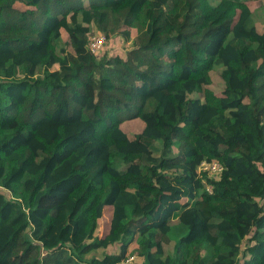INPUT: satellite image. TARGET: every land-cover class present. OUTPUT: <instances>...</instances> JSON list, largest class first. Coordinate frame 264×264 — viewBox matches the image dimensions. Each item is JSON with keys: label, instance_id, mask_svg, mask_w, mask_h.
<instances>
[{"label": "trees", "instance_id": "trees-1", "mask_svg": "<svg viewBox=\"0 0 264 264\" xmlns=\"http://www.w3.org/2000/svg\"><path fill=\"white\" fill-rule=\"evenodd\" d=\"M134 252L264 264V28L243 0H0V264Z\"/></svg>", "mask_w": 264, "mask_h": 264}, {"label": "rangeland", "instance_id": "rangeland-1", "mask_svg": "<svg viewBox=\"0 0 264 264\" xmlns=\"http://www.w3.org/2000/svg\"><path fill=\"white\" fill-rule=\"evenodd\" d=\"M83 1H84V4L87 5V0H83ZM210 1L215 2L216 0H210ZM243 1L249 6L253 22L255 26H257L258 30L261 31L264 28V0H243ZM16 6L18 8H23L22 4H16ZM61 33H62L61 35L62 40H67L66 34L64 32H61ZM88 34H89V40H90L92 37H96L97 35H99L100 32L97 31L94 26L90 25V32ZM133 36H134V32L132 31V34L129 40H124V39H120L117 37H115L113 40L107 39L106 44L103 46L102 50L98 54L100 55L101 53L105 51L110 54V53H113V51H117V50L119 52H126L127 50L131 48ZM66 47L69 50L72 49L69 44H66ZM210 79H211V82L208 86L214 92L218 94L221 93L224 88V82L220 76V69L218 67H215L212 70H210ZM142 125H143L142 122L138 118H133L129 121H123L121 123V127L132 135L140 131L142 128ZM104 213H105L104 216L101 219H99V226H100L99 234H103L106 231L105 224L107 223V220L109 218V209H105ZM174 241L175 240L173 239V237H171L168 243H165L164 248L169 253L173 252ZM246 242L244 243V245H242L241 247L242 249H245V247L249 244ZM116 246L117 245L110 246L108 250L106 251L107 252L115 251ZM134 247H136V245L133 242L128 246V250L131 251ZM133 254H135L134 262H136L137 260H139V258L136 255L137 253L134 252ZM241 262H242V258H241Z\"/></svg>", "mask_w": 264, "mask_h": 264}, {"label": "built area", "instance_id": "built-area-1", "mask_svg": "<svg viewBox=\"0 0 264 264\" xmlns=\"http://www.w3.org/2000/svg\"><path fill=\"white\" fill-rule=\"evenodd\" d=\"M105 37L103 34H99L96 37H92L89 41V48L91 51L96 52L98 51L102 45L104 44ZM199 169L207 171L209 174L214 175V173L218 172L221 170V166L217 162H205L202 161L199 164ZM135 260V254H131L126 256L124 259L121 261H117L114 264H133Z\"/></svg>", "mask_w": 264, "mask_h": 264}, {"label": "bare ground", "instance_id": "bare-ground-1", "mask_svg": "<svg viewBox=\"0 0 264 264\" xmlns=\"http://www.w3.org/2000/svg\"><path fill=\"white\" fill-rule=\"evenodd\" d=\"M104 36V35H103ZM106 42V40L104 41V43Z\"/></svg>", "mask_w": 264, "mask_h": 264}]
</instances>
